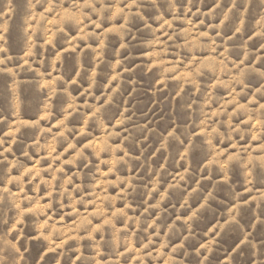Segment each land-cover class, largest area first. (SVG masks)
I'll use <instances>...</instances> for the list:
<instances>
[{
	"label": "rangeland",
	"instance_id": "rangeland-1",
	"mask_svg": "<svg viewBox=\"0 0 264 264\" xmlns=\"http://www.w3.org/2000/svg\"><path fill=\"white\" fill-rule=\"evenodd\" d=\"M0 264H264V0H0Z\"/></svg>",
	"mask_w": 264,
	"mask_h": 264
}]
</instances>
